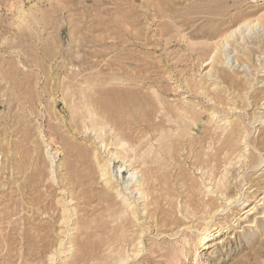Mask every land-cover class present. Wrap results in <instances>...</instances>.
<instances>
[{"label": "rangeland", "instance_id": "374dc122", "mask_svg": "<svg viewBox=\"0 0 264 264\" xmlns=\"http://www.w3.org/2000/svg\"><path fill=\"white\" fill-rule=\"evenodd\" d=\"M119 138L144 198L116 173ZM223 173L239 201L222 210ZM260 196L264 0H0V264H264ZM205 223L218 235L195 252Z\"/></svg>", "mask_w": 264, "mask_h": 264}, {"label": "bare ground", "instance_id": "6f19581e", "mask_svg": "<svg viewBox=\"0 0 264 264\" xmlns=\"http://www.w3.org/2000/svg\"><path fill=\"white\" fill-rule=\"evenodd\" d=\"M253 23H254V21L253 20H250V19H246L245 21H243L237 28H234V29H232V30H230L228 33H225L224 35H223V37H222V39H221V43H225V42H227L228 41V39L233 35V33L237 30V29H241L242 27H245V31H247V29H248V27L249 26H252L253 25ZM232 38V37H231ZM221 45V44H220ZM226 45V44H225ZM219 45H216L215 46V48L213 49V51L211 52V55H210V57H209V59H210V67L209 68H214V65L216 64V63H219V62H222L223 61V59H225V54L223 55V54H221V52H220V50H221V48L219 49V47H218ZM221 47V46H220ZM224 56V57H223ZM94 111H95V109L92 107V109H91V111H90V114H91V116L94 114ZM183 111V110H182ZM184 114V113H183ZM197 116V115H196ZM196 116L193 114V113H189V114H187V117H186V119L184 120V133L185 134H190L193 130H192V127H196V125H197V118H196ZM182 117H185V116H182ZM104 123H106L107 125L109 124L108 123V121L106 120V121H104ZM225 123H227L228 125H232L231 123H233V122H227V121H225V122H223V123H221V124H225ZM227 125V126H228ZM233 125H234V123H233ZM218 126H219V124H218ZM226 126V127H227ZM235 126V125H234ZM100 128V127H99ZM98 128V129H99ZM216 128V127H215ZM220 128V127H219ZM221 128H223L222 127V125H221ZM229 128V127H228ZM182 129V128H181ZM229 129H231V128H229ZM223 130H225V129H223ZM230 131V130H229ZM228 131V132H229ZM178 132V131H177ZM181 132V131H180ZM226 132V131H225ZM226 134L227 133H225V138L226 139H228V137H229V135L228 134H230V133H228L227 135L228 136H226ZM235 134H236V132H235ZM184 135V134H183ZM236 135H238V134H236ZM241 135H243V134H241ZM235 136V135H234ZM187 137V136H186ZM236 138H237V136H235ZM234 137V139L236 140V138ZM239 137V136H238ZM240 137H242V136H240ZM243 137H245V136H243ZM181 138H182V136H181ZM184 138V137H183ZM230 138V137H229ZM233 139V138H232ZM237 139H239V138H237ZM227 142V141H226ZM229 142V141H228ZM236 142V141H235ZM103 144V143H102ZM224 145H227L226 143H223ZM231 144H233V143H231ZM231 144H229V145H231ZM114 145H115V147H120L121 148V150L120 151H118V150H116L115 152H111V155L110 156H112L113 158V160H116V159H118V158H121L122 159V161H123V164L121 165V166H119V167H116L117 168V171H116V173H118L119 175H122V173L124 172V171H128V175H127V178L125 179V180H123L122 182L124 183V188L125 187H130V186H134L135 187V193L136 194H138V197H142V198H144L146 195H145V192H144V189H143V185H142V182H140V181H137V179H136V177H135V174H137V172H136V169L134 168V166H133V161L132 160H134V158H130L129 156H127L126 154H127V147H128V145H127V142L124 140V139H122V138H119V139H117L116 141H114ZM45 146H47L46 144H45ZM105 146V145H104ZM234 146H236V145H234ZM233 146V147H234ZM223 147V146H222ZM230 150V149H229ZM229 150H228V152H229ZM46 151V153L48 152L47 150H45ZM148 150H146V152H147ZM226 151H227V148H226ZM148 152H150V151H148ZM225 151H224V149H223V152L222 153H224ZM227 152V153H228ZM54 153H56V152H54ZM123 153V154H122ZM216 153V152H215ZM214 153V154H215ZM233 153V152H232ZM225 154H226V152H225ZM204 155V154H203ZM216 155V154H215ZM215 155H213V156H215ZM206 156V155H205ZM94 161H95V164H96V168H97V171H98V173H99V176L102 178V181L104 180V184L105 185H107V187L108 188H110L111 190L112 189H114V192H116V195L117 196H119V198L122 200V205H123V209H122V212L124 213V214H126V213H130V214H134L135 213V208H134V204H133V201H131L130 200V198H131V196H129V194H131V192L132 191H129V193L127 194V193H125L124 191H122V189L124 190V188H122L121 189V187L120 188H118L117 187V185L115 184V185H113L112 183H114V182H112L113 180H112V175H111V172H112V166H111V162H110V160H104L103 158H98L97 157V155H96V153H94ZM230 158H228L227 157V160L228 159H231V156H229ZM225 158H226V156H225ZM229 161V160H228ZM209 162H211V160L209 161ZM209 162H208V164H209ZM201 163H203L202 161H201ZM203 164H205V162L203 163ZM202 164V165H203ZM206 164H207V162H206ZM205 164V165H206ZM225 165V164H224ZM208 166V165H207ZM226 166V165H225ZM206 167V166H205ZM228 170V169H227ZM224 171V170H223ZM226 172V171H225ZM228 173V172H227ZM227 173H223V174H220L221 176H220V178L215 182L216 184H214V185H216V188L215 189H218V193L221 195V196H224V197H222L223 198V201H224V203H225V206L224 207H220L222 210L223 209H225V208H227V207H229V206H231L234 202H238L239 201V195L238 194H234L233 193V195H227V193H225V189H226V187H227V184H226V182H228L227 180V178L225 177V174H227ZM225 178L227 179V180H225ZM210 179V178H209ZM206 180H208V178L206 179ZM212 180V179H211ZM214 180V179H213ZM208 181H210V180H208ZM214 182V181H213ZM144 183V182H143ZM208 183V182H207ZM207 186H209L208 184H207ZM106 187V188H107ZM112 187V188H111ZM213 187V186H212ZM218 187V188H217ZM247 189L248 188H250L249 186L248 187H246ZM245 188V189H246ZM260 188V187H259ZM208 190H209V187L207 188ZM246 189V190H247ZM257 189V188H256ZM249 190V189H248ZM211 191H213V190H211ZM214 191H216V190H214ZM256 191V190H255ZM203 192H208V191H206V189H205V191H203ZM216 192V193H217ZM209 193V192H208ZM236 193V192H235ZM249 193H251V192H249ZM127 194V195H126ZM226 194V195H225ZM245 195V194H244ZM244 195H243V197H244ZM248 197V196H247ZM246 197V198H247ZM245 198V199H246ZM260 198L261 199H263L264 198V196H260ZM248 199V198H247ZM250 199V198H249ZM252 200V199H251ZM243 201H245V200H243ZM241 204H245V203H241ZM260 204H262V202L260 203V202H258L257 203V205H260ZM208 205V204H207ZM207 205H205L204 204V207L206 206L207 207ZM210 206V205H209ZM208 206V207H209ZM245 207H243V208H241L242 210L240 211V214H244V213H253V207H246L247 205H244ZM206 207H205V209H206ZM207 207V208H208ZM219 207V206H218ZM217 207V208H218ZM211 208H213L212 206H211ZM211 208L209 209V211L211 210ZM216 208V209H217ZM220 209V210H221ZM208 210V209H207ZM215 211V209H212V211ZM212 211H211V213H212ZM206 212V211H205ZM208 212V211H207ZM206 212V213H207ZM217 212H218V209H217ZM65 213V212H64ZM122 213V214H123ZM210 213V214H211ZM123 214V215H124ZM208 215V214H207ZM212 215V214H211ZM203 218H205V217H203ZM206 219H207V217H206ZM205 220V219H204ZM208 220V219H207ZM63 222H66V217L64 216V218H63ZM203 223H204V221H203ZM253 226V223H251V225H250V227H252ZM199 227V226H198ZM222 229V228H221ZM218 229L217 228H210L209 227V225H207L206 223H205V225L204 226H202L201 227V229L197 232V234H195V239H194V244H193V247H195V252H198V250L199 249H203V248H205V246L206 245H208V243H209V240L210 239H212L214 236H216V235H218ZM141 236V233H140V235H139V237ZM138 239V238H137ZM137 242H139V241H137ZM136 242V243H137ZM59 243H62V241L60 240V242ZM141 244V243H140ZM61 245V244H60ZM195 245V246H194ZM136 246V245H135ZM193 247H192V249H193ZM135 248V247H134ZM125 251V250H124ZM129 251V250H128ZM118 253H119V251H118ZM134 255V254H133ZM128 256V255H127ZM125 260V256L124 255H122V254H118V260L116 259V261L118 262V263H122V261H124Z\"/></svg>", "mask_w": 264, "mask_h": 264}]
</instances>
